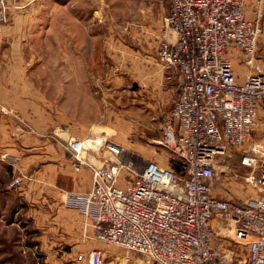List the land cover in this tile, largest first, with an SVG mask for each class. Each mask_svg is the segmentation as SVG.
<instances>
[{
    "label": "built area",
    "instance_id": "obj_1",
    "mask_svg": "<svg viewBox=\"0 0 264 264\" xmlns=\"http://www.w3.org/2000/svg\"><path fill=\"white\" fill-rule=\"evenodd\" d=\"M16 1L0 0V25L8 20L12 2L20 6ZM167 1L157 56L168 78H178L179 97L162 114L161 142L180 158L186 174L153 160L141 166L121 163V145L92 138L88 147L67 131L64 148L73 168L87 167L93 186L68 191L65 205L90 219L93 238L123 249L124 264L132 253L144 264H264V144L252 143L264 108L259 52L264 0H257L253 18L246 0ZM236 59L246 67L242 78L235 72ZM104 144L106 158L98 164L94 151ZM248 144L241 164L251 169L245 180L258 194L240 202L218 197V157ZM3 158L17 160L8 153ZM124 168L131 179L120 184ZM23 180L15 177L9 187H20ZM219 221L233 236L219 235ZM105 255L94 248L78 259L108 264Z\"/></svg>",
    "mask_w": 264,
    "mask_h": 264
},
{
    "label": "crops",
    "instance_id": "obj_2",
    "mask_svg": "<svg viewBox=\"0 0 264 264\" xmlns=\"http://www.w3.org/2000/svg\"><path fill=\"white\" fill-rule=\"evenodd\" d=\"M43 1L24 5L25 1L19 0L22 7H12L9 23L0 26V248L6 246L5 240L16 252L23 243L27 247L39 245L50 253L54 248L61 251L66 242L77 255L94 248L107 252L93 239L90 219L65 205L68 191H89L93 178L87 167L74 170L63 142L67 131L80 140H88L93 133L90 137L99 142V129L104 133L113 126L130 128L137 121L150 128L173 106L179 97V81L168 78L157 56L166 14L161 5L166 0H153L154 6L144 10L143 20H132L118 30L98 24L96 15L100 13L94 10V132L78 117L81 103L68 99V78L61 64L69 62L52 55L49 47L50 28L58 22V13L41 7ZM246 1L247 15L253 18L257 0ZM262 21L264 27V16ZM260 48L264 52V32ZM53 49L59 53V48ZM111 64H123L127 71L117 120L115 111L107 108L115 96L110 86L114 78L106 66ZM234 65L242 78L243 63L236 59ZM132 106L137 107L133 117ZM4 153L17 160H5ZM94 160L101 159L94 155ZM16 176L24 177L23 185L9 187ZM215 225L219 235L226 234L220 221ZM53 257L46 256L43 264L53 262Z\"/></svg>",
    "mask_w": 264,
    "mask_h": 264
},
{
    "label": "rangeland",
    "instance_id": "obj_3",
    "mask_svg": "<svg viewBox=\"0 0 264 264\" xmlns=\"http://www.w3.org/2000/svg\"><path fill=\"white\" fill-rule=\"evenodd\" d=\"M16 2L18 3L19 0ZM153 3V0H44L42 2L41 7L55 9L58 13V22L54 24L52 23L53 25L50 28L51 42L49 47L52 49V55L57 54L56 56L59 55L60 57H65L69 62L65 65L61 64L62 69L66 68V76L68 78V89L66 90L69 94L68 99L70 101L77 100L81 103L78 110L79 113H77L78 117L81 119L82 123H87L89 124V127H93L92 132H94V10L99 11L98 13H100L96 15L98 24H103L112 27L114 30H118L127 27V24L132 20H143L144 17H146L144 15V10L150 6H154ZM167 5L168 11L166 9ZM12 7L14 9L17 8L15 2L11 3L10 10ZM18 7H22V5ZM161 8L163 9V14L169 13V4L167 0L161 5ZM263 16L264 10L261 16L262 27ZM9 18L10 14L5 23H9ZM135 25L140 26L142 24L135 23ZM163 30L164 29H162V34ZM56 47L59 48V53L58 50L53 51V48ZM259 52L261 55H264V52L260 48V44ZM75 60L77 62H75ZM101 66L104 67V65ZM106 66L110 69V76L114 78V81H112L113 83L112 85L110 84V86H112L115 91L114 103H109L107 108L115 111V119L117 120L118 114L122 111V90L124 89L122 80L124 77H127V71L123 64H111ZM243 66L245 67V65ZM98 70L100 71V69ZM76 75L77 79H74ZM132 108H134V110H132L131 117L137 112L136 106H132ZM161 120L162 117L161 119L159 117L157 120L158 122L154 123L150 128H144L143 124H139L137 121V124L130 128L128 126L127 128L113 126L112 128L104 129V133L101 132L102 129H99L100 131H98V133L101 135V138L99 136V144H103L104 141L107 140L121 145L123 149L120 151L118 157L121 163L125 164L131 161L137 166H141L149 160L154 161L158 159L161 165L166 167L169 166L173 169L175 168L174 170L182 176H185L186 173L180 158L177 157L174 151L167 148L165 144L161 142L164 138ZM90 135L86 137L88 140H83L88 147L91 146V139L94 138V136L91 138ZM252 143L264 144V109H261L260 111V125L254 132ZM250 145L251 144H248L240 151H231V155L218 157V171L216 186L214 189L218 197L240 202L248 196H255L258 194V189L247 183L245 180L246 176L251 172V169L246 168L241 164L243 150H248ZM106 150L107 146L104 144L96 148L94 155L104 161L106 158ZM95 162L98 164L101 163L100 160ZM22 178L24 179V177ZM129 179H131L129 169L124 168L121 173L120 184H125ZM222 232H224L223 229H220V233ZM225 233L233 236V231H231L230 228L227 229ZM217 238L218 237H216V239ZM93 239L101 242V245L107 250V252L105 251L106 263H126L122 258V255L125 254L123 249L96 238ZM3 241L7 244L4 243L6 246L0 248V264H43L44 259L48 255L54 256V263L50 262L48 264H85L78 259L77 253H74L71 246L66 242H63L61 251L54 248L52 252L49 253L42 250L39 245L27 247L23 243L18 244L19 250L16 252L14 248L11 249L9 242L5 240ZM63 254H65V256L64 258H61ZM56 261L60 262L57 263ZM128 264L144 263L138 259L136 254L132 253Z\"/></svg>",
    "mask_w": 264,
    "mask_h": 264
},
{
    "label": "trees",
    "instance_id": "obj_4",
    "mask_svg": "<svg viewBox=\"0 0 264 264\" xmlns=\"http://www.w3.org/2000/svg\"><path fill=\"white\" fill-rule=\"evenodd\" d=\"M175 169V168H174ZM179 169V168H178Z\"/></svg>",
    "mask_w": 264,
    "mask_h": 264
}]
</instances>
